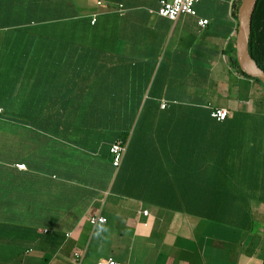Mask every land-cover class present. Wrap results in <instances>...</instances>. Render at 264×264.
Here are the masks:
<instances>
[{"label": "crops", "instance_id": "1", "mask_svg": "<svg viewBox=\"0 0 264 264\" xmlns=\"http://www.w3.org/2000/svg\"><path fill=\"white\" fill-rule=\"evenodd\" d=\"M72 1L89 29L77 17L43 64L27 111L41 127L0 168V264H263L264 85L230 64L242 0L176 20L159 0Z\"/></svg>", "mask_w": 264, "mask_h": 264}, {"label": "trees", "instance_id": "2", "mask_svg": "<svg viewBox=\"0 0 264 264\" xmlns=\"http://www.w3.org/2000/svg\"><path fill=\"white\" fill-rule=\"evenodd\" d=\"M239 6L234 5L232 10L236 17ZM77 17L86 19L84 27L89 29L91 18H80L72 0H0V168L21 160L25 154L21 140L25 139L27 128L41 127V122L27 117L29 93L36 82H42L45 61L57 64L64 54L63 35L77 32ZM249 52L264 70V0H258L253 14ZM230 64L247 76L239 68L236 56L230 58ZM14 138L20 142L15 143ZM118 140L128 146L127 136ZM10 183L4 189L8 190ZM3 226L6 225L0 223V228Z\"/></svg>", "mask_w": 264, "mask_h": 264}, {"label": "built area", "instance_id": "3", "mask_svg": "<svg viewBox=\"0 0 264 264\" xmlns=\"http://www.w3.org/2000/svg\"><path fill=\"white\" fill-rule=\"evenodd\" d=\"M202 0H159V9H158V14L168 18L170 20H176L181 14H190V15H196L197 11L195 9L196 3L200 2ZM95 19L93 20V22ZM209 23L208 19H200L199 20V25L202 27H205ZM163 107L166 106L164 103L162 105ZM2 111V108L0 107V113ZM212 116L217 119L218 121H224L228 115L229 111L225 108H214L211 112ZM127 149V142H123L122 140H117L113 142L110 146V154H111V160L113 166L118 169L122 163L123 157L125 155ZM16 167L18 169H26V164L24 163H18L16 164ZM142 213L145 216H148L149 212L148 210H143ZM91 223L96 226L99 224H104L107 222V218L103 215H95L92 216L90 219ZM75 258L77 259L78 263H80V257L81 255L76 252ZM96 264H131V263H126L123 261H120L118 259H115L113 257H109L107 259L98 261Z\"/></svg>", "mask_w": 264, "mask_h": 264}, {"label": "water", "instance_id": "4", "mask_svg": "<svg viewBox=\"0 0 264 264\" xmlns=\"http://www.w3.org/2000/svg\"><path fill=\"white\" fill-rule=\"evenodd\" d=\"M258 0H242L238 12V33L236 38V58L239 68L249 77L264 84V70L256 63L249 52L252 18Z\"/></svg>", "mask_w": 264, "mask_h": 264}, {"label": "rangeland", "instance_id": "5", "mask_svg": "<svg viewBox=\"0 0 264 264\" xmlns=\"http://www.w3.org/2000/svg\"><path fill=\"white\" fill-rule=\"evenodd\" d=\"M260 83V82H259ZM260 84H262V83H260ZM262 85H264V84H262Z\"/></svg>", "mask_w": 264, "mask_h": 264}]
</instances>
